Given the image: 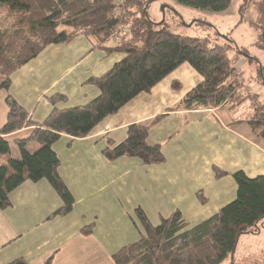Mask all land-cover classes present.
<instances>
[{"label": "crops", "instance_id": "obj_1", "mask_svg": "<svg viewBox=\"0 0 264 264\" xmlns=\"http://www.w3.org/2000/svg\"><path fill=\"white\" fill-rule=\"evenodd\" d=\"M119 56L96 48L84 36L49 46L12 76L9 91H0V130L7 122L10 96L39 124L53 110L47 97L67 98L57 105L59 110L89 104L99 91L87 81L110 71L124 58ZM202 82L185 64L150 94L106 118L88 138L63 136L53 150L60 160L59 176L75 200L73 211L53 216L63 202L48 181L22 184L11 193L10 207L0 209V264H116L113 256L140 239L137 209L150 221L151 215L161 221L180 211L187 223L196 225L236 199L234 173L264 175V142L245 120L234 119L242 107L170 112ZM175 83L180 90L173 88ZM136 124L151 127L148 144L162 146L164 164L105 158L108 141L122 143ZM34 130L27 127L4 137L12 145V158L21 155L14 142L28 139ZM214 168L228 176L217 180Z\"/></svg>", "mask_w": 264, "mask_h": 264}, {"label": "trees", "instance_id": "obj_2", "mask_svg": "<svg viewBox=\"0 0 264 264\" xmlns=\"http://www.w3.org/2000/svg\"><path fill=\"white\" fill-rule=\"evenodd\" d=\"M0 0V91H9L12 76L38 58L49 46L66 45L84 36L95 42L96 48L109 55L124 58L99 78H91L99 96L89 104L59 110L57 105L67 102L63 95L46 100L53 107L43 123H35L29 113L11 96L7 98V122L0 130V156L11 155L12 145L4 137L27 127H34L31 136L15 141L20 158H8L0 164V209L10 207V195L25 182L48 181L60 196L63 206L53 216L73 211L75 200L59 176L60 160L53 146L63 137L73 140L88 138L106 118L119 113L142 94H150L163 80L181 66L189 65L203 78L170 112L214 110L229 106L237 111L251 98L244 94L237 74V59L228 48L205 39L184 37L172 33L165 22L151 19L142 0ZM177 3L211 13L228 11L235 0H175ZM150 2H148L149 4ZM257 13L259 29L257 47L264 50V0H242L239 7L243 19L249 9ZM119 10V13L117 12ZM205 24L209 27L208 23ZM123 28L129 36L119 46L109 47L111 38ZM218 36H221L218 34ZM264 76V71L261 70ZM180 90L177 83L174 87ZM253 116L242 121L264 142V107L252 105ZM166 115L157 118L160 123ZM151 127L132 125L126 139L119 144L108 141L105 158H137L145 166L165 163L162 146L148 144ZM215 178L227 173L214 168ZM236 199L211 218L190 225L180 211L162 218L158 226L152 224L141 209L135 211L140 239L125 246L113 256L116 264H223L231 261L243 236L259 232L264 223V175L249 178L243 171L232 175ZM199 198L203 200L201 194ZM138 227V226H137ZM51 260L46 264H50ZM12 264H25L17 261Z\"/></svg>", "mask_w": 264, "mask_h": 264}, {"label": "rangeland", "instance_id": "obj_3", "mask_svg": "<svg viewBox=\"0 0 264 264\" xmlns=\"http://www.w3.org/2000/svg\"><path fill=\"white\" fill-rule=\"evenodd\" d=\"M142 1L148 8L151 19L156 23L165 22V27L172 33L184 37L205 39L211 42L212 46L217 43L228 48L232 59H237L236 77L240 78L242 91L249 98L258 94L259 99L255 96L256 100L248 101L241 106L238 114L234 116L235 120H246L249 117L251 119L252 105L259 109L264 107V76L260 73L261 70L264 71V50L257 47L260 31L256 27L257 13L253 8L249 9L242 19L239 14L242 0H235L231 8L224 13L195 10L183 6L175 0ZM148 2L150 3L148 4ZM201 21L208 23L209 27ZM127 29H121L111 38V47L119 46V36L122 38L129 36ZM118 55H120V60L122 55ZM175 85L177 83L173 85V88ZM10 157H12V153L9 156H0V164H6ZM151 216L152 224L158 226L161 221L156 220L154 215ZM223 264H264V223L258 233L255 232V234L241 238L233 263L228 260Z\"/></svg>", "mask_w": 264, "mask_h": 264}, {"label": "built area", "instance_id": "obj_4", "mask_svg": "<svg viewBox=\"0 0 264 264\" xmlns=\"http://www.w3.org/2000/svg\"><path fill=\"white\" fill-rule=\"evenodd\" d=\"M116 5L120 7L122 5V0H117L116 1ZM117 12L119 13V10H117ZM126 31H128V29ZM118 40H119V43H120L121 40H122V37L119 36Z\"/></svg>", "mask_w": 264, "mask_h": 264}]
</instances>
